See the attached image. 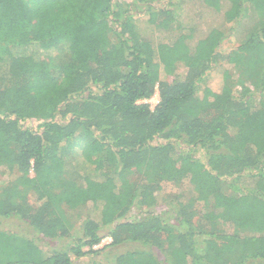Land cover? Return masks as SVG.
Returning a JSON list of instances; mask_svg holds the SVG:
<instances>
[{
  "label": "trees",
  "instance_id": "1",
  "mask_svg": "<svg viewBox=\"0 0 264 264\" xmlns=\"http://www.w3.org/2000/svg\"><path fill=\"white\" fill-rule=\"evenodd\" d=\"M247 6L260 27L220 55L222 24ZM0 35V216L55 238L70 236L63 205L86 209L65 251L0 228V264H74L105 235L145 248L115 264H264V59L249 54L264 55V0H0ZM27 45L63 50L58 75ZM247 62L258 73L241 96L196 94L207 71L227 80ZM184 180L175 211L154 213L162 183ZM135 205L146 216L127 220Z\"/></svg>",
  "mask_w": 264,
  "mask_h": 264
},
{
  "label": "rangeland",
  "instance_id": "2",
  "mask_svg": "<svg viewBox=\"0 0 264 264\" xmlns=\"http://www.w3.org/2000/svg\"><path fill=\"white\" fill-rule=\"evenodd\" d=\"M123 1L124 0H119V3L121 4ZM142 14L143 13H140L139 15L142 17ZM210 18L211 15L205 12L201 19L202 22L207 23L208 21H210ZM262 20L263 19L260 12H258L251 6H247L237 21L224 22L222 24V28L225 33V38L223 41H221V44L218 48L220 55H226L230 51L236 49L239 45L243 44L248 38L249 34L253 30L260 27ZM183 21L186 22L184 18ZM5 41H9L8 37L0 35V43H4ZM25 47L26 48H22L25 53H32L36 57L43 58L46 55H51V59L49 60L51 71L54 75H58L60 64L66 58V54L63 52V50H43L37 45H27ZM260 52L261 51L259 49H254L249 54L254 55V58H256L257 60H260L262 58L264 59V55H262ZM219 62L222 66H220L221 68H232V65L226 63L227 61H225L224 59H221ZM1 65L2 68H0V73L5 69L6 63H3ZM257 68L258 65L252 67V62H247L246 64L241 65L240 67H238L237 70H235L233 77H230L226 80L223 78V74L220 72L217 65L213 69L207 71L206 74L199 81L196 87V94H201L202 90L206 87L217 91L224 83H227L234 88L238 96H241L243 88L252 85L253 77L256 75V73H258ZM238 76L239 78L237 79ZM146 102H148V104H150V107L153 108L154 105H156V103L158 102L157 91H155V94H153L151 98L146 100ZM25 125L34 128V125L31 121H26ZM78 143L79 138L73 137L68 141L64 142V145L71 147V149H79L80 147L78 146ZM72 177L74 179L76 178L77 181H79V178L76 174H72ZM65 178L70 179L71 176H67ZM8 180V174L0 173V186L5 185ZM162 188V195H159V202L151 210H153L154 213H161L162 216H165L167 218L172 212L175 211L178 200L180 199L179 195L184 192V196H188L189 187L187 181L184 180L176 186L171 185L167 182H163ZM62 211L66 216L65 218L67 222H70V236H57L55 238L40 237L41 235L37 234L32 228H30L27 225V222L20 218L19 215H12L8 218L0 216V228L18 230L29 237H33L37 244L45 251H65L68 250L69 247L75 242V238L80 235L82 223L85 219L86 209L84 206L68 208L67 206L63 205ZM146 211V208H140L139 206L135 205L129 210L125 218L127 220H140L146 216ZM162 212H165V214L163 215ZM109 242L110 238L105 235L102 241L94 247L95 249L99 248V250L101 251L96 254H87L80 258L73 257L72 260L74 264H115V258L119 253H122L126 250H145L143 246L137 244L110 246L108 245ZM83 249L87 250L86 247H83Z\"/></svg>",
  "mask_w": 264,
  "mask_h": 264
},
{
  "label": "built area",
  "instance_id": "3",
  "mask_svg": "<svg viewBox=\"0 0 264 264\" xmlns=\"http://www.w3.org/2000/svg\"><path fill=\"white\" fill-rule=\"evenodd\" d=\"M155 94V93H154ZM95 247V246H94Z\"/></svg>",
  "mask_w": 264,
  "mask_h": 264
}]
</instances>
